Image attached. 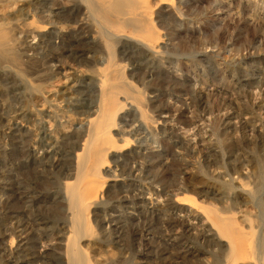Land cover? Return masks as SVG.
<instances>
[{"label":"rangeland","instance_id":"374dc122","mask_svg":"<svg viewBox=\"0 0 264 264\" xmlns=\"http://www.w3.org/2000/svg\"><path fill=\"white\" fill-rule=\"evenodd\" d=\"M151 1L160 42L116 35L114 56L155 121L126 103L114 135L130 142L110 155L95 235L82 244L92 264H225L228 242L186 195L245 229L252 219L250 254L236 264H254L264 253V0ZM85 4L0 0L19 57H0V264H67L68 219L51 208L70 152L55 128L95 109L94 69L107 56Z\"/></svg>","mask_w":264,"mask_h":264},{"label":"bare ground","instance_id":"6f19581e","mask_svg":"<svg viewBox=\"0 0 264 264\" xmlns=\"http://www.w3.org/2000/svg\"><path fill=\"white\" fill-rule=\"evenodd\" d=\"M82 1L86 3V9L90 12L95 23L94 26L98 32L97 45L102 50L104 49L107 56L104 57L105 64L98 65L99 67L94 69L99 80L97 81L99 82V91L95 97V109L83 117L66 115L67 118L62 120L60 128H55L62 130L63 137L60 138V143L66 148L65 151L70 152L69 156L62 161L68 169L58 178L62 197L54 201L51 208L55 215L64 213L68 219L66 243L64 244L67 264H92L82 240L95 235L91 218L92 207L97 204L108 184L109 177L105 175L104 169L110 163V155L129 145L130 142L127 136L118 140L114 135V130L121 127L119 117L126 108V103L130 102L136 106L139 116L145 122L155 121L149 115L144 90L131 79V73L127 71L128 66L118 61L114 56L117 45L115 43L118 38L114 39V36L129 34L153 49L161 39L158 26L150 24L152 20L151 0ZM64 20L67 19L62 17L59 21ZM12 40L10 30H5L3 24L0 23V57L3 60H6L5 58L19 60ZM80 40L76 46L80 50L89 49L88 44L82 43ZM184 43L185 41H183V45L186 46ZM36 98L40 102L39 95ZM44 99L42 100L44 101ZM62 117L64 116L62 115ZM77 124H80V127H77ZM54 131L56 132V130ZM180 200L182 203L194 204L198 209H201L217 233L228 242V251L223 259L225 264H236L240 258L250 254L251 242L255 238L253 237L255 229H252V219L245 229L230 214L197 204V201L186 195ZM258 247L256 255H252L255 259L254 264H264V253L259 252Z\"/></svg>","mask_w":264,"mask_h":264}]
</instances>
